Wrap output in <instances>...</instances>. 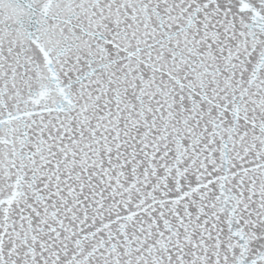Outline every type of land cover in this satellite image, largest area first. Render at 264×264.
<instances>
[{
  "label": "snow or ice",
  "instance_id": "obj_1",
  "mask_svg": "<svg viewBox=\"0 0 264 264\" xmlns=\"http://www.w3.org/2000/svg\"><path fill=\"white\" fill-rule=\"evenodd\" d=\"M0 264H264V0H0Z\"/></svg>",
  "mask_w": 264,
  "mask_h": 264
}]
</instances>
